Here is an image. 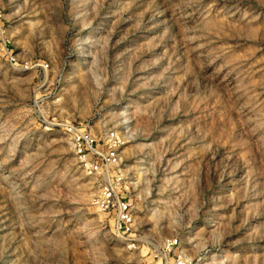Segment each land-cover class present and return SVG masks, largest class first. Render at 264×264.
Wrapping results in <instances>:
<instances>
[{
  "label": "rangeland",
  "instance_id": "obj_1",
  "mask_svg": "<svg viewBox=\"0 0 264 264\" xmlns=\"http://www.w3.org/2000/svg\"><path fill=\"white\" fill-rule=\"evenodd\" d=\"M66 122L119 138L135 249ZM169 238L264 264V0H0V264H165Z\"/></svg>",
  "mask_w": 264,
  "mask_h": 264
},
{
  "label": "built area",
  "instance_id": "obj_2",
  "mask_svg": "<svg viewBox=\"0 0 264 264\" xmlns=\"http://www.w3.org/2000/svg\"><path fill=\"white\" fill-rule=\"evenodd\" d=\"M13 60V58H11ZM60 126L71 136L72 149L79 159L83 170L95 176L98 180V192L94 197V206L110 219V225L114 234L122 238L129 248L135 249L139 239L134 229L133 208L128 188L124 184L122 174L117 168L119 164L116 149L119 146V138L111 134L108 137L109 149L103 148L85 127L73 122L55 124ZM178 238H169L162 244V253H172V262L165 264H192L193 259L179 249Z\"/></svg>",
  "mask_w": 264,
  "mask_h": 264
},
{
  "label": "bare ground",
  "instance_id": "obj_3",
  "mask_svg": "<svg viewBox=\"0 0 264 264\" xmlns=\"http://www.w3.org/2000/svg\"><path fill=\"white\" fill-rule=\"evenodd\" d=\"M89 186H87V188H88ZM164 256V255H163ZM209 264H214L213 262L212 263H209Z\"/></svg>",
  "mask_w": 264,
  "mask_h": 264
}]
</instances>
